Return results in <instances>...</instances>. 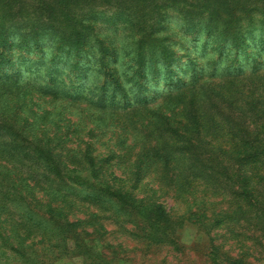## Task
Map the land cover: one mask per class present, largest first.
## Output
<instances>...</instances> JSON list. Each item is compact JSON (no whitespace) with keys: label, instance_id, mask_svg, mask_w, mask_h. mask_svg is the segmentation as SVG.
<instances>
[{"label":"trees","instance_id":"1","mask_svg":"<svg viewBox=\"0 0 264 264\" xmlns=\"http://www.w3.org/2000/svg\"><path fill=\"white\" fill-rule=\"evenodd\" d=\"M40 2L0 0V261L35 264L48 248L90 256L89 237L110 222L175 250L186 224L205 233L236 225L264 246V0ZM100 5L130 31L121 54L91 38ZM168 19L179 26L172 34ZM10 28H21L18 38ZM199 35L218 48L194 47ZM189 36L196 52L174 49ZM14 51L28 56L14 63ZM35 98L49 108L37 112ZM73 105L93 129L72 122ZM106 125L133 132L131 143L117 138L132 157L122 177L112 172L116 151L92 144ZM147 173L155 186L142 183ZM163 196L185 211L176 216Z\"/></svg>","mask_w":264,"mask_h":264},{"label":"rangeland","instance_id":"2","mask_svg":"<svg viewBox=\"0 0 264 264\" xmlns=\"http://www.w3.org/2000/svg\"><path fill=\"white\" fill-rule=\"evenodd\" d=\"M19 1L27 3L32 8L39 7L41 3L40 0ZM94 11L96 20L94 22L93 20H90V23L93 26L91 38L98 40L99 38H103L105 43L110 44L116 49L115 54H121V50H119V48L124 46L127 40H129L127 38L130 31H126L123 28L124 25L122 24L107 21V19L115 13V9L113 7L100 5ZM174 14V11H170L168 17L170 16L172 20L179 24V20L174 18ZM171 19H168L170 28L167 27V34H172L174 32L173 28H179L177 25L175 28L174 21ZM19 29L21 28H10V31H8L9 34L7 35L8 39L12 40L18 38L17 34ZM191 38V36L186 37L185 41H180L177 38H174V49L179 53L184 52L186 49L190 50V46H192L190 42ZM197 38L198 40L194 47L198 49L201 45L209 52H213V50L218 48V45L212 42L205 45L204 36L202 35H199ZM191 52L196 51L194 50ZM224 53H231L229 46H225ZM13 54L14 63L19 62L20 59L23 61V57L28 56L25 52L20 53L14 51ZM211 55L212 54H209L206 57H212ZM63 56L66 57L65 54H63L62 57ZM121 59L124 60L125 58L121 57ZM199 59H201L200 64L203 65V62L207 60L206 58L196 57V61ZM222 59H224V62L221 66H225L230 63L228 59L224 57ZM61 65L62 64H58V66ZM204 66L205 71L212 68L211 66ZM22 68L23 66H20V69ZM85 72L86 75L89 74L88 71ZM67 74L72 78V83L75 84L76 82H74L75 80L70 75V72H67ZM187 76L188 75L182 76L179 74L178 78L175 79H177L176 81L179 83H185ZM84 80L85 79L82 78L77 82L83 83L82 81ZM156 85L157 84L153 82L151 83L150 88H155ZM81 90L84 92L83 86L81 87ZM164 90L165 88H162L159 95L163 94ZM155 92L156 91L153 93ZM31 101V103L34 101V104H37L34 106L37 107L36 110L39 113H41L44 109L49 108V105L39 98H35ZM161 101L162 100L158 98L154 100V102H151L153 105H159ZM25 105L27 106V104ZM58 105H60V102H56L54 104L55 110H63L62 107ZM69 110L72 111V114L69 116L72 122H80L79 124L85 127L83 133H85L86 130L88 131L94 128L93 123L87 122L86 120L84 121L82 118L83 115L80 114V110L77 109L76 105H73ZM95 124L97 126L98 123L96 122ZM124 127L126 128L127 126ZM116 129V125H114V127L106 125L102 128V131L95 130L97 135H100L102 132H104V135L102 137L97 136L98 138L92 144L96 147L98 153L100 154L106 155L111 149L116 151L119 157H116L113 161L112 172L114 176L122 177V174L125 175V171L128 169L132 157H128L130 150L123 149L122 145L117 143V138L119 137V139H125L127 143H131V141L134 140V137L132 130L126 129L122 132L120 129ZM149 174H146L142 183L147 182L148 184L155 186L157 182L152 181V177L150 176L151 174ZM161 200L164 202V205L171 210V212L173 210L176 216L181 215L185 211V207L181 206V203L171 196H163ZM126 228L129 229V226H126ZM237 228L238 227L236 225L231 227L228 224H224L221 227L216 228V230L205 233L191 224H186L177 233V241L180 247L178 250H175V248L170 245H159L154 243L148 245L144 243L141 238H137L132 236L130 233L124 232L120 227L117 228L110 222L106 224L107 233H105L102 238H98L93 234V236L91 235L89 237L91 240L88 243L91 250L90 256L87 255V257H84L79 255V252H76V250L72 248L70 250L48 248L45 254L43 253L44 255L40 252L38 253L37 256L41 258L38 257L35 264H39L41 260H43L42 262L45 264H225V262L223 263L222 261L227 257L230 259H242L244 260V264H264V246L262 244L263 240L261 239V236L252 230H245L242 228L238 230ZM88 231L91 232V229H88ZM256 241L261 242L262 245L257 244ZM212 244L218 249L216 253L211 252ZM0 264L18 263L0 261Z\"/></svg>","mask_w":264,"mask_h":264}]
</instances>
